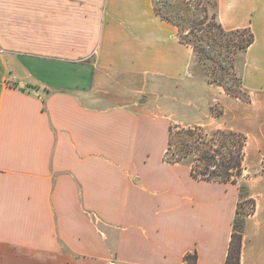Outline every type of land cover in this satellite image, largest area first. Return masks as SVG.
<instances>
[{"label":"crops","instance_id":"obj_1","mask_svg":"<svg viewBox=\"0 0 264 264\" xmlns=\"http://www.w3.org/2000/svg\"><path fill=\"white\" fill-rule=\"evenodd\" d=\"M240 12L246 103L264 113L246 81L252 64L264 77V0H218L219 18ZM187 67L153 0H0V264H225L245 193L239 264H264L262 121L240 131L243 192L165 161L170 123L142 106Z\"/></svg>","mask_w":264,"mask_h":264},{"label":"trees","instance_id":"obj_2","mask_svg":"<svg viewBox=\"0 0 264 264\" xmlns=\"http://www.w3.org/2000/svg\"><path fill=\"white\" fill-rule=\"evenodd\" d=\"M200 1L181 0L186 14L176 12L171 0H153V6L156 14L178 28L179 40L192 49L191 63L205 66L208 82L222 86L226 93L238 97V93L230 89L226 81L242 85L236 60L238 55H245L254 42V35L249 27L224 29L218 20V0H207L204 4ZM192 3L194 12L189 14ZM209 8L212 10L210 15L204 11ZM200 10L204 12L203 15L199 14ZM245 144L246 136L240 131H207L201 125L170 124L163 157L169 163L188 165L191 174L198 179L236 181L243 171ZM240 214L238 210V216ZM241 222L238 218L234 221L225 264H239ZM196 259V253H187L183 257V264H195Z\"/></svg>","mask_w":264,"mask_h":264},{"label":"rangeland","instance_id":"obj_3","mask_svg":"<svg viewBox=\"0 0 264 264\" xmlns=\"http://www.w3.org/2000/svg\"><path fill=\"white\" fill-rule=\"evenodd\" d=\"M205 1L207 0H201L200 2L204 4ZM171 4L175 6L176 12L186 14L181 0H171ZM204 11H206L208 15L212 12L211 8L205 9ZM192 12H194L193 3L188 9L189 14ZM199 14L203 15L204 12L200 10ZM252 19L248 13H244L243 15L242 12L233 17H223L222 19L218 17L221 25L226 30L234 29L235 26H250L249 23ZM253 35L255 34L253 33ZM191 53L192 49L188 46V70L185 79L180 81L160 80L151 83L152 85L149 87L141 89L142 91L139 96L140 99H143V107H147L151 114L167 117L168 122L172 125H201L204 126L207 131H212L213 129L227 130L230 126H233V129L230 128L232 130L241 131L243 128H249V125H259L258 120L262 121V125H264V113H260L259 111L256 112V107L252 106L251 108L247 106L249 97L247 91L244 89L243 81L241 86L231 80L226 81V85L237 92L238 97L226 93L222 86L208 82V76L205 74L204 65L191 63ZM245 55H238L236 60V69L241 76V80L244 74ZM246 70L247 85L253 88V91L259 90L260 85L264 86V77L258 69L254 68L253 64L252 66H248ZM256 117H258L257 121L255 120ZM242 166H245V168L247 167L244 160ZM252 166L255 169L253 173L256 172L255 174L257 175V172L260 171V167L254 164H252ZM252 176L254 175L252 174ZM236 180L240 182V188L244 192L246 186L243 182L242 175L236 177ZM259 190L260 187L257 181L254 184L253 191L258 194L256 198L257 200L260 199L262 203V197L259 198ZM245 194L244 196L242 195V200L238 207L239 212L242 213L238 216L239 222L243 220L242 217L244 213H249L253 211L254 208V199L248 197L247 193Z\"/></svg>","mask_w":264,"mask_h":264},{"label":"water","instance_id":"obj_4","mask_svg":"<svg viewBox=\"0 0 264 264\" xmlns=\"http://www.w3.org/2000/svg\"><path fill=\"white\" fill-rule=\"evenodd\" d=\"M143 101V99H141V102Z\"/></svg>","mask_w":264,"mask_h":264}]
</instances>
